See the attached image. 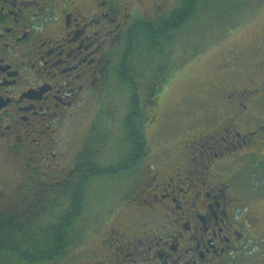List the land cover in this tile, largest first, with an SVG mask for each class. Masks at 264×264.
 <instances>
[{
  "label": "flooded vegetation",
  "instance_id": "obj_1",
  "mask_svg": "<svg viewBox=\"0 0 264 264\" xmlns=\"http://www.w3.org/2000/svg\"><path fill=\"white\" fill-rule=\"evenodd\" d=\"M180 1L0 0V196L10 184L29 202L0 213L23 219L65 199L83 210L99 136L81 117L92 106L102 113L108 90L123 89L121 72L132 79L144 31L170 30L164 21ZM157 49H167L165 38ZM211 75L199 83L198 114L185 119L179 107L168 117L167 135L187 125L162 163L139 171L143 151L132 170L91 178L125 189L116 206L86 208L89 227L77 221L70 252L50 264H264V33ZM160 103L135 108L136 123L106 142L132 147L129 132L138 131L147 144Z\"/></svg>",
  "mask_w": 264,
  "mask_h": 264
},
{
  "label": "rangeland",
  "instance_id": "obj_2",
  "mask_svg": "<svg viewBox=\"0 0 264 264\" xmlns=\"http://www.w3.org/2000/svg\"><path fill=\"white\" fill-rule=\"evenodd\" d=\"M178 8L179 6L170 13L169 19L167 18L164 21L165 24L174 25L170 30L168 29L167 32L164 31L163 33L159 32L158 35L161 36L154 34L153 29L152 32L144 31L143 42L145 48L135 59L136 74L132 75V79H129L130 72H121L120 80L123 82V89L112 87L108 90L104 95L102 113L96 114L92 106L91 110L81 117L85 128L86 125L93 123V133L91 132L93 137L99 136V139H96L98 143L91 138L92 143L97 145H91L90 148L95 155L93 161L97 163L102 171L117 167L120 161L121 164L123 163L122 157L124 155L128 156L133 153V146L127 147L121 143H114L113 145L107 141L108 144L105 137L115 136L117 138L125 125L128 127L131 124H126L125 121L130 112L134 110V102L137 99H139L137 107H144L155 99V96L160 97L161 103L159 106L156 105L157 118L146 122L147 128H149L146 147L149 150L147 160L139 171L143 170L144 167L148 169L151 165L157 167L158 162L162 163L165 156L163 152L165 146L173 143V140L184 134L183 130L185 131L187 125L182 124L177 132L171 133V130H169L167 135V130L170 128L164 130L165 124L171 118H174H168L170 114L175 115L176 112H179V107L184 109L183 117L185 119H192L196 113L198 114L201 110L198 103L199 83L212 76L211 74L221 59L229 56L231 52L241 55L249 48H256V45L260 43L261 35L264 33V0H199L195 13L188 18L187 22L183 21L182 24L178 23L179 20H172L174 18L173 14ZM158 29L162 31L164 29L163 24ZM164 38L166 39L167 49L159 51L157 48H159V44L161 46ZM152 39H157L155 43L158 44V47L156 45L154 48L150 46L148 50L146 47L153 43ZM123 69H126V67ZM166 78L168 79L166 80ZM170 79L172 81L168 84ZM132 90L138 91L139 97H136ZM69 140L71 145L77 144L73 134L69 137ZM99 144H103V146H99ZM133 165L128 171L133 169ZM2 166L3 164L0 162V176L3 172ZM124 171L127 170L99 175L108 176L107 178H109L118 176L117 173L122 174ZM1 181L0 178V183ZM120 181L118 179H105V181L98 182L90 179L87 186L88 195H86V199L84 197V200H82L83 210L78 208L77 201L74 206L69 207L70 201L65 199L61 205L58 204L59 207L56 206L50 209L56 212L59 208L60 211L58 210L56 215L54 212L45 215L53 222L60 221L62 218L66 221L68 217L69 219L74 217L75 222L67 232V249L72 248L74 245V242L71 241L72 238L70 241L68 239L74 224L77 221L78 223L82 221L85 223L82 224L84 227H89L87 225L88 216L86 218L81 216V214L84 215L86 208H88V212H91L100 204L101 209L107 206L108 202L113 206L118 204L119 196L123 193L119 192ZM10 186L12 185H7L0 196V205H2L0 210L5 211V208H7L6 210L12 211L11 208H14L16 204H22L24 208H27L29 205L28 200L26 198L20 200L22 195L20 196L17 189ZM120 188L125 189V185L122 183ZM17 196H20L18 200ZM107 196H109L108 199ZM37 209L31 207L29 211H26L25 217L36 215ZM68 252H70V249L67 250L64 256Z\"/></svg>",
  "mask_w": 264,
  "mask_h": 264
},
{
  "label": "trees",
  "instance_id": "obj_3",
  "mask_svg": "<svg viewBox=\"0 0 264 264\" xmlns=\"http://www.w3.org/2000/svg\"><path fill=\"white\" fill-rule=\"evenodd\" d=\"M198 3L199 0H181L179 8L175 11V15L173 14L174 18L172 20H179L178 23L181 24L183 21L187 22L188 18L195 13ZM157 26V28H160V24H157ZM157 36L161 35L157 34ZM152 41L155 43L156 40L152 39ZM138 102L139 99L134 102L135 107H137ZM135 107L127 117L126 124L136 123L138 115L133 114ZM137 133L138 131L129 132V135L135 140V145L133 146V153L128 155L121 166L102 171L97 163L93 162L88 169V178L91 179L96 174L115 173L119 170L122 172L126 170L125 167H131L135 161L138 163L137 155L142 154V157H144L143 151L147 154V148L145 139H141ZM64 201L55 202V205H61ZM53 204L49 202L48 205H45L47 209L41 210L42 212L37 209L36 215H31L30 217H25V213L24 220L16 215L10 216L0 213V264H50L64 257L67 253V232L75 222V219L70 217L72 220L71 224H68V216L66 221L62 220L63 218L60 221H50L44 215L52 212L55 215L58 213L59 208H57L56 212L50 210L53 209ZM38 213L43 216H37Z\"/></svg>",
  "mask_w": 264,
  "mask_h": 264
}]
</instances>
